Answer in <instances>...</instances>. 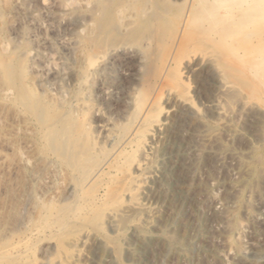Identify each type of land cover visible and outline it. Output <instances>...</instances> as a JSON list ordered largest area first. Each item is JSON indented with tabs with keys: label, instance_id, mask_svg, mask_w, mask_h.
Listing matches in <instances>:
<instances>
[{
	"label": "rangeland",
	"instance_id": "1",
	"mask_svg": "<svg viewBox=\"0 0 264 264\" xmlns=\"http://www.w3.org/2000/svg\"><path fill=\"white\" fill-rule=\"evenodd\" d=\"M0 264H264V0H0Z\"/></svg>",
	"mask_w": 264,
	"mask_h": 264
},
{
	"label": "bare ground",
	"instance_id": "2",
	"mask_svg": "<svg viewBox=\"0 0 264 264\" xmlns=\"http://www.w3.org/2000/svg\"><path fill=\"white\" fill-rule=\"evenodd\" d=\"M246 41V40H245ZM244 61V60H243ZM255 71V70H254ZM19 74V73H18ZM18 78V77H17ZM261 84V83H260ZM48 103V102H47ZM60 132V131H59ZM64 132V131H63ZM58 141V140H57ZM70 145V144H69ZM133 149V148H132ZM138 165V164H137ZM142 181V180H141ZM28 194V193H27Z\"/></svg>",
	"mask_w": 264,
	"mask_h": 264
}]
</instances>
